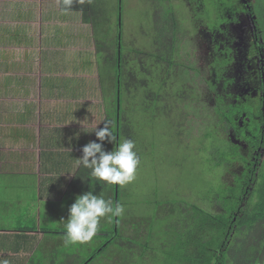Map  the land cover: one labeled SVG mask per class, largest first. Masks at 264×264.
I'll return each instance as SVG.
<instances>
[{
    "label": "rangeland",
    "instance_id": "rangeland-1",
    "mask_svg": "<svg viewBox=\"0 0 264 264\" xmlns=\"http://www.w3.org/2000/svg\"><path fill=\"white\" fill-rule=\"evenodd\" d=\"M108 1L111 7L118 6V0ZM257 1L250 0L255 8ZM225 2L226 0L217 4H212V0L167 2L180 20L183 38L177 48L178 57H175L179 65L167 78L178 88L183 85L194 87L196 98L185 103L191 117L188 128H184L183 143L178 141L165 121L159 118L156 122L159 127L156 128L152 111L148 110L147 114H142V110L135 111L136 100L126 98L125 107L131 110L134 137L137 130L136 137H141L140 144L143 146L140 145L137 149L141 158L137 179L123 188L130 194V197H123L122 201L125 206L123 234L128 227L126 221L139 214V207L143 209L144 215H153L154 205L157 206L159 202L156 197L172 200L168 203L167 212L173 211L182 216L189 213L191 205L188 197L192 195L194 201L198 200V194L202 190L200 187L203 186L201 180L207 167L201 163L202 158L198 157V152L188 150L186 146L189 141L198 146L199 138L207 130L215 134L216 143L233 142L239 146L244 156L250 159L253 157L247 142L238 140L234 130L227 128L225 121L216 112L218 106L227 108L231 104L244 102L260 106L262 97L260 65H264V62L255 51L250 17L243 11H236L237 20L232 21L234 16H231V20L223 22L219 29H213L218 23L219 11ZM157 3V0H122L121 27L126 39V44H123L126 68L138 69V61L130 60L127 45H138L146 49L153 46ZM113 8L112 17L115 21L117 14L115 7ZM63 21L71 24L66 30L61 28L65 26L61 24ZM54 22L59 27H55ZM8 28L16 34L7 33ZM95 37L92 26L83 22L80 11L64 14L58 8L57 0H0V87L3 86L0 89V162L14 161L10 154L20 151L27 156H34L30 164L36 168L41 152L45 155L46 151H69V147L56 146L63 136L60 134L64 128L89 131L92 126L93 129H99L103 124L109 89L113 88L114 82L109 80L107 74L103 75L107 64L101 56H97ZM228 59L229 63L222 65V61ZM5 63L7 65L3 68ZM6 68H9V72ZM157 69L162 72L160 67ZM107 70L111 76L114 75V71ZM6 79L11 83L8 89L7 83H4ZM56 107L59 112L56 117L59 119L50 122V119L44 118L43 124L39 126L38 114H53V108ZM27 108H31L34 117L28 124H23V115L28 112ZM79 108L81 113L77 115ZM88 110L91 112L87 113ZM62 122H65L64 128L54 132ZM40 127V138L53 137V140L45 141V151L35 147L38 142L36 131ZM14 128L31 130L30 137L22 138L21 141L10 139ZM157 141L162 146L155 152L152 144ZM215 147L208 149L207 154L214 152ZM47 155L53 160L57 159L55 154ZM260 163H264V150L261 151ZM7 169L11 171L0 175V203L3 201L2 197L7 198L8 193L11 194L8 196L17 195L21 198L19 202H15L19 207L25 205L23 201L32 204L30 210L34 216L38 215L39 207L42 215L46 213L49 205L53 206L51 209L55 212L54 203H58V210L61 208L58 199L48 201L39 198L40 188L34 180L35 172H19L18 167ZM244 170L241 162L225 163L219 169L220 183L233 186L236 176ZM40 174L38 173V179L41 180L45 175ZM210 177V174L206 175L207 179ZM71 178L66 176V180ZM15 183H20L25 188ZM44 187L43 184V196ZM185 196L187 201L184 200ZM210 199H199L197 203L212 213L221 212L223 209L214 201L215 196ZM52 219L56 223L60 217L55 215ZM15 225L17 221L13 216H0V227L9 228Z\"/></svg>",
    "mask_w": 264,
    "mask_h": 264
},
{
    "label": "trees",
    "instance_id": "trees-1",
    "mask_svg": "<svg viewBox=\"0 0 264 264\" xmlns=\"http://www.w3.org/2000/svg\"><path fill=\"white\" fill-rule=\"evenodd\" d=\"M157 1L153 46L146 49L127 45L130 60L138 61L136 70L126 68L124 64L123 44H126V39L121 27L122 0H118L117 7L108 5V0H92V4L85 6L82 12L79 5L73 9L80 11L83 22L92 26L97 37V56H101L107 64L103 75L107 74L109 80L114 82L113 88L109 89L106 116L101 128L106 120L112 121L118 139H133L137 149L143 145L140 144L141 137H136L137 130L134 137L131 110L125 107L126 98L136 100L135 111L142 110V114H147L151 110L156 128L159 127L156 124L159 118L165 121L182 143L184 128H188L191 117L185 103L196 98L194 87L183 85L178 88L167 78L179 65L175 57H178L177 48L183 38L180 20L175 11L168 7V0ZM226 2L220 8L219 20L213 29H219L223 22L231 20V16H234L232 21L237 20L236 11L248 13L256 25L255 51L264 62V0H258L256 8L247 0ZM113 7L117 14L115 21L112 17ZM229 61H222V65ZM156 67H160L162 72ZM107 69L114 71V75L111 76ZM260 71L264 79L263 64ZM262 99L260 106L244 102L231 104L227 108L218 106L216 109L227 128L234 130L237 139L247 142L253 153L251 159L244 156L233 142L216 143L217 137L211 130L199 138L198 146L191 141L186 146L188 150L197 151L198 157L202 158L201 163L207 167L197 199L210 201L211 196H215L214 201L223 209L221 212L208 211L191 195L188 197L191 205L189 213L176 215L173 211L167 212L168 203L172 200L156 197L159 202L157 206L154 205L153 215H144L139 207V214L126 221L128 227L125 234L122 216L114 218L112 222L102 221L101 230L90 243L65 246L62 221L68 219L69 208L77 196L91 191L94 195L103 194L106 199L111 198L121 204L123 197H130L124 187L95 181L89 177L88 170L79 168L64 199L66 207L53 216L45 217L46 227L43 229L47 234L28 264H264V163H260L261 151L264 150V94ZM10 136L17 140L22 138L17 128ZM94 141L99 142L97 137ZM152 146L157 152L162 145L157 141ZM105 147L111 151L114 145L105 142ZM213 147L215 151L207 154L208 149ZM234 161L241 162L245 170L236 176L233 186L223 185L219 180V169L225 163ZM206 173L210 174V179L206 178L209 175ZM148 204L151 205L150 202ZM55 215L60 217L56 223L52 219Z\"/></svg>",
    "mask_w": 264,
    "mask_h": 264
},
{
    "label": "crops",
    "instance_id": "crops-1",
    "mask_svg": "<svg viewBox=\"0 0 264 264\" xmlns=\"http://www.w3.org/2000/svg\"><path fill=\"white\" fill-rule=\"evenodd\" d=\"M52 22L53 21H51V23ZM54 24H55V27L58 26L55 22ZM61 24L65 25L64 27H61L64 30L69 28V26L71 25L67 21H63ZM9 32L11 35L16 34V32H12L8 28L7 33ZM72 33L76 35L74 31H72ZM6 65L7 63L3 65V68H5ZM6 70L7 72H9V68H6ZM9 82L10 80H7V79L4 82L5 84L7 83V89H8V86H10L11 84V83L9 84ZM0 89H3V86H1ZM53 109H54L53 114H49V115L38 114L37 122L39 126L43 124L44 118L50 119V122H53L55 119H59V117H56L57 114H59L58 108L56 107ZM27 111L28 112L24 113L23 115L24 116L23 124H28L29 121H31V119L34 117L31 108H27ZM90 112L91 110L87 111V113H90ZM80 113H81V110L79 108V112L78 113L76 112V114L79 115ZM104 113L106 116V109ZM73 121L74 119L72 120V122ZM63 123L65 122L60 123V125L56 128L57 130L54 129V132L60 130L61 128L63 129L65 126ZM101 126L99 127V129L101 128ZM17 129L20 130V135L22 136L23 139H28V137H30L29 135H30L31 130H28L27 128H17ZM41 129L42 128L40 127V129L36 131L38 142L36 143L35 147L37 146L38 149H44L45 141L53 140V137L51 136L46 139H44L43 137L40 138ZM72 130H74V132H72ZM60 135H63V136L60 138L56 146L69 147V151L66 153H63V152L58 153L55 150L49 151V152L46 151L45 155L43 152H41V154L38 156L36 168L30 164V161H33L32 158L34 156H31V155L27 156L25 152L20 153V151L10 154L12 159H15L14 161L0 162V175H3L7 171H11V169H7L9 167L10 168L18 167L19 172H25V173L35 172L34 180L38 182L37 185L40 188L39 198L41 200L45 198V199H48V201H50L51 199H58L59 204H61V208L58 210L56 206L58 203H54L55 212L60 211L65 206L64 199L68 193L69 187L76 175V172L80 168V166L77 164V159H80L83 155L82 153L83 146H85L90 141H94L96 138L93 126L89 131L75 129V128L70 129L67 127L63 129ZM9 138L12 140H16V138H12V136H9ZM21 139L19 141H21ZM47 154H55L57 159L53 160ZM45 159H46V162H45ZM38 173H41L42 175L44 174L45 176H42L40 180L38 179ZM66 176H70L72 178L70 180L69 179L66 180ZM18 184L23 189L25 188V186L23 187L22 184L15 183V185H18ZM43 184L45 186L44 187L45 196H43L41 192V187ZM34 188L37 189L36 186H34ZM8 195H11V194L7 193V198L2 197L3 201L0 203V216H4L5 214H7V216H13L14 220L17 221V225L11 226L9 228L0 227L1 228L0 229V256L7 257L11 261V264H28L30 257L37 251L40 241L44 239V236L47 234L45 232V229H43V227H46L45 217H48L51 215L53 216V214H56V213L52 211L53 206L49 205L48 210L46 211L44 215H42L41 213V207L39 208L36 207L38 210V215L34 216V214L30 210V207L32 204H29L26 201H23L25 205H23L22 207H19L18 205H15V202H19V199L21 198L18 197L17 195H12L13 197L8 196ZM48 204H52V203H48ZM11 213H14V214L11 215ZM53 224L54 223H52L51 226H53ZM47 226H50V224H47Z\"/></svg>",
    "mask_w": 264,
    "mask_h": 264
},
{
    "label": "clouds",
    "instance_id": "clouds-1",
    "mask_svg": "<svg viewBox=\"0 0 264 264\" xmlns=\"http://www.w3.org/2000/svg\"><path fill=\"white\" fill-rule=\"evenodd\" d=\"M92 0H57L60 11L64 14L75 12L74 6L79 5L81 12L90 6ZM93 132V131H92ZM98 141H90L82 148V157L77 164L88 170L91 179L106 182L108 185L121 187L132 184L137 179L141 158L136 142L131 138L118 139L113 130V122L106 120L104 127L94 129ZM105 142L114 145L111 151ZM125 214V206L105 198L103 194L94 195L89 191L77 196L69 208V217L64 223L65 246L88 244L101 230L102 221L112 222ZM0 264H11V261L0 256Z\"/></svg>",
    "mask_w": 264,
    "mask_h": 264
},
{
    "label": "flooded vegetation",
    "instance_id": "flooded-vegetation-1",
    "mask_svg": "<svg viewBox=\"0 0 264 264\" xmlns=\"http://www.w3.org/2000/svg\"><path fill=\"white\" fill-rule=\"evenodd\" d=\"M242 1V0H241ZM244 2H246V0H243ZM248 2H250V0H247ZM239 2H240V0H239ZM213 3H215V4H217L218 3V0H212V4ZM251 3V2H250ZM244 12V11H243ZM244 13H246V12H244ZM247 14V16H249L250 17V20H251V22H252V32H253V37H254V35H255V27H256V25H255V21L253 20V17H251L248 13H246ZM260 74H261V86H260V91H261V99L263 98V94H264V79H263V73H262V71H260ZM263 100V99H262ZM245 114V113H244Z\"/></svg>",
    "mask_w": 264,
    "mask_h": 264
},
{
    "label": "water",
    "instance_id": "water-1",
    "mask_svg": "<svg viewBox=\"0 0 264 264\" xmlns=\"http://www.w3.org/2000/svg\"><path fill=\"white\" fill-rule=\"evenodd\" d=\"M120 24H121V19H120Z\"/></svg>",
    "mask_w": 264,
    "mask_h": 264
}]
</instances>
